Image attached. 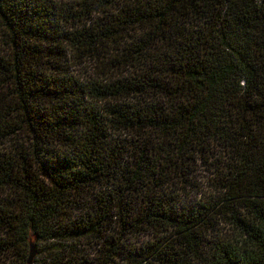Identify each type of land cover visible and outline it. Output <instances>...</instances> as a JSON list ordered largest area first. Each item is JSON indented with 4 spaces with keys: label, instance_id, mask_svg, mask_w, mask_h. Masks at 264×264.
<instances>
[{
    "label": "trees",
    "instance_id": "obj_1",
    "mask_svg": "<svg viewBox=\"0 0 264 264\" xmlns=\"http://www.w3.org/2000/svg\"><path fill=\"white\" fill-rule=\"evenodd\" d=\"M57 3L0 0V264H264V0Z\"/></svg>",
    "mask_w": 264,
    "mask_h": 264
},
{
    "label": "rangeland",
    "instance_id": "obj_2",
    "mask_svg": "<svg viewBox=\"0 0 264 264\" xmlns=\"http://www.w3.org/2000/svg\"><path fill=\"white\" fill-rule=\"evenodd\" d=\"M54 1L60 3V0H54ZM59 3H57V4H59ZM197 169H198L197 170V177H193V179H195L197 182L202 183L205 186V188H203V193H201L199 195H194L192 197H189L187 199V202H195L196 203V201H198V200H202L203 201V200H205V198H204L205 195H210L211 192L213 191L212 188L209 186V174L206 172L204 167L199 165ZM35 243L36 242L34 241L33 245H35ZM35 251L37 252V248L36 247H35ZM36 257H38L37 253H36Z\"/></svg>",
    "mask_w": 264,
    "mask_h": 264
},
{
    "label": "water",
    "instance_id": "obj_3",
    "mask_svg": "<svg viewBox=\"0 0 264 264\" xmlns=\"http://www.w3.org/2000/svg\"><path fill=\"white\" fill-rule=\"evenodd\" d=\"M35 257H36L35 246L32 245V246H31V249H30V257H29V261H28V263H29V264H32V263H33V260L35 259Z\"/></svg>",
    "mask_w": 264,
    "mask_h": 264
}]
</instances>
